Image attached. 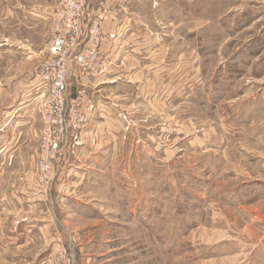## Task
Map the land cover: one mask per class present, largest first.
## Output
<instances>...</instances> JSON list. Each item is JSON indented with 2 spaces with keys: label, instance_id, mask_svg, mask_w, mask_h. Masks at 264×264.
I'll return each mask as SVG.
<instances>
[{
  "label": "rangeland",
  "instance_id": "374dc122",
  "mask_svg": "<svg viewBox=\"0 0 264 264\" xmlns=\"http://www.w3.org/2000/svg\"><path fill=\"white\" fill-rule=\"evenodd\" d=\"M61 1L0 0V264H264V0L153 2L174 90H108L43 158L45 118L97 104L37 88Z\"/></svg>",
  "mask_w": 264,
  "mask_h": 264
},
{
  "label": "crops",
  "instance_id": "0c3cea01",
  "mask_svg": "<svg viewBox=\"0 0 264 264\" xmlns=\"http://www.w3.org/2000/svg\"><path fill=\"white\" fill-rule=\"evenodd\" d=\"M153 2L156 0H106L104 4L101 0L90 1L89 9L101 18V29L106 39L100 52L109 64V71L100 82L87 87L97 100V115L94 121L110 117L107 110L116 104L114 97L107 94L108 90L114 92L119 86L127 88L137 85V89L142 90L159 87L173 91V76L179 65L177 61L190 60L189 57L185 58V53L175 52V48L171 46L172 40L178 42L180 37L161 33V22L157 16H152L154 11L153 14L150 12V9L155 7ZM55 8L50 9L52 15ZM185 39L188 43L189 38ZM191 67L193 66L190 65ZM156 76L165 78L167 84L159 83L161 80L156 79ZM34 83H37V78L32 84ZM77 84V79H73L72 88H77ZM12 101H16V98L13 97ZM21 106L22 104L12 114L18 113L23 108ZM10 124L9 120L3 121L0 132H5ZM104 155L100 152L96 157Z\"/></svg>",
  "mask_w": 264,
  "mask_h": 264
},
{
  "label": "built area",
  "instance_id": "2783aa9c",
  "mask_svg": "<svg viewBox=\"0 0 264 264\" xmlns=\"http://www.w3.org/2000/svg\"><path fill=\"white\" fill-rule=\"evenodd\" d=\"M90 1L62 0L53 14L48 57L40 72L37 88L42 92L49 89L50 100L56 103L57 111L65 105L80 107L85 103L87 86L78 84V92L73 97V79L97 83L109 71V64L100 52L103 42L100 19L94 18L89 9ZM39 98V104L44 107L46 100L42 96ZM77 109L67 119L60 117L58 122L54 119L55 123L49 116L45 118L43 158H47L50 150L57 151L60 145L67 144L73 130L87 125L97 110V104H90L84 111Z\"/></svg>",
  "mask_w": 264,
  "mask_h": 264
}]
</instances>
